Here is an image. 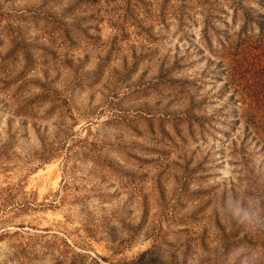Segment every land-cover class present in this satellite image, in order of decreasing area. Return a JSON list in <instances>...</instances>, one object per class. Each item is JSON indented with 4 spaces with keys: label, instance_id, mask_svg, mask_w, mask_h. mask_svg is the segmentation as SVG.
Wrapping results in <instances>:
<instances>
[{
    "label": "rangeland",
    "instance_id": "374dc122",
    "mask_svg": "<svg viewBox=\"0 0 264 264\" xmlns=\"http://www.w3.org/2000/svg\"><path fill=\"white\" fill-rule=\"evenodd\" d=\"M262 22L264 0H0V264H264L239 215L264 218Z\"/></svg>",
    "mask_w": 264,
    "mask_h": 264
},
{
    "label": "trees",
    "instance_id": "16d2710c",
    "mask_svg": "<svg viewBox=\"0 0 264 264\" xmlns=\"http://www.w3.org/2000/svg\"><path fill=\"white\" fill-rule=\"evenodd\" d=\"M259 29H260V34L256 37L257 38L256 41L254 40V42H251V41L250 43L248 42L249 43L247 46L248 49H244L242 51L243 53H251L253 54L254 57H257V58H260L261 56L264 57V22L261 23ZM246 50L248 52H246ZM258 77H257V80L255 81L256 86H258V89L256 90V92L259 98L264 100V76L261 73V75Z\"/></svg>",
    "mask_w": 264,
    "mask_h": 264
},
{
    "label": "clouds",
    "instance_id": "9594fccd",
    "mask_svg": "<svg viewBox=\"0 0 264 264\" xmlns=\"http://www.w3.org/2000/svg\"><path fill=\"white\" fill-rule=\"evenodd\" d=\"M233 214L236 215L237 213L234 212ZM239 215H240V219L250 226L256 224H260L261 226H264V218H261L260 215L255 211L243 209L240 211Z\"/></svg>",
    "mask_w": 264,
    "mask_h": 264
}]
</instances>
